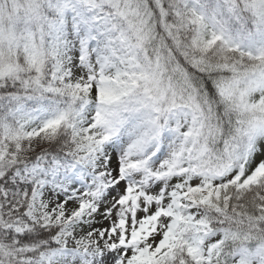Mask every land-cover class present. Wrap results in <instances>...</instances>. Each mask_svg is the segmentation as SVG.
<instances>
[{
    "label": "snow or ice",
    "instance_id": "snow-or-ice-1",
    "mask_svg": "<svg viewBox=\"0 0 264 264\" xmlns=\"http://www.w3.org/2000/svg\"><path fill=\"white\" fill-rule=\"evenodd\" d=\"M0 264H264V0H0Z\"/></svg>",
    "mask_w": 264,
    "mask_h": 264
}]
</instances>
